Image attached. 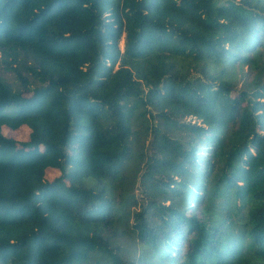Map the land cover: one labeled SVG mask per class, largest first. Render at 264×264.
Returning <instances> with one entry per match:
<instances>
[{"label":"trees","instance_id":"1","mask_svg":"<svg viewBox=\"0 0 264 264\" xmlns=\"http://www.w3.org/2000/svg\"><path fill=\"white\" fill-rule=\"evenodd\" d=\"M0 264H264V0H0Z\"/></svg>","mask_w":264,"mask_h":264},{"label":"rangeland","instance_id":"2","mask_svg":"<svg viewBox=\"0 0 264 264\" xmlns=\"http://www.w3.org/2000/svg\"><path fill=\"white\" fill-rule=\"evenodd\" d=\"M120 48L122 49V43L120 44ZM146 117L149 120V122H151V119L149 118V115H146ZM1 133L4 136L14 140L15 142H22V141H26L27 140L28 135H29V129L26 126H21L18 129L12 130V129L6 127V126H3L1 128ZM149 138H150V136L148 134V136L145 138V140H144V137H143V141H141V143L143 142L144 146L147 145ZM200 150H201L200 155L202 157L205 154L206 148L201 147ZM57 176H58V173L55 170H53V169H48L46 171V173H45V177L49 181L53 180ZM135 190H136V188H135ZM134 194L136 196H138V191L136 190L134 192Z\"/></svg>","mask_w":264,"mask_h":264}]
</instances>
